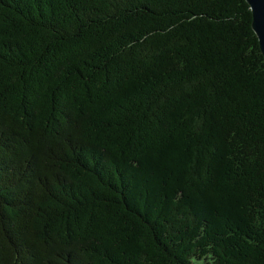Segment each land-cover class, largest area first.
<instances>
[{
	"label": "trees",
	"instance_id": "1",
	"mask_svg": "<svg viewBox=\"0 0 264 264\" xmlns=\"http://www.w3.org/2000/svg\"><path fill=\"white\" fill-rule=\"evenodd\" d=\"M244 0H0V264H264V57Z\"/></svg>",
	"mask_w": 264,
	"mask_h": 264
},
{
	"label": "water",
	"instance_id": "2",
	"mask_svg": "<svg viewBox=\"0 0 264 264\" xmlns=\"http://www.w3.org/2000/svg\"><path fill=\"white\" fill-rule=\"evenodd\" d=\"M251 11L252 29L257 36L260 51L264 57V0H244Z\"/></svg>",
	"mask_w": 264,
	"mask_h": 264
}]
</instances>
